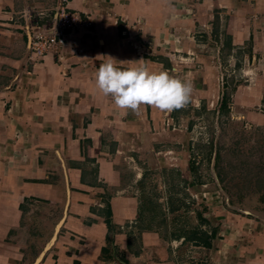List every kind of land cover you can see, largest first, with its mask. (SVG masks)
<instances>
[{"label":"crops","instance_id":"obj_1","mask_svg":"<svg viewBox=\"0 0 264 264\" xmlns=\"http://www.w3.org/2000/svg\"><path fill=\"white\" fill-rule=\"evenodd\" d=\"M55 2L0 0V264H179L150 220L145 186L152 173L165 185L191 184L186 118L116 108L95 85L97 57L187 76L197 106L204 84L216 86L221 58L231 73L264 75V0H72L91 27L32 61L28 23ZM226 89L216 112L263 127L264 79ZM216 193L200 213L224 227L215 263L264 264V217L217 213Z\"/></svg>","mask_w":264,"mask_h":264},{"label":"rangeland","instance_id":"obj_2","mask_svg":"<svg viewBox=\"0 0 264 264\" xmlns=\"http://www.w3.org/2000/svg\"><path fill=\"white\" fill-rule=\"evenodd\" d=\"M220 60L214 89L205 83L202 89L205 92L197 106L194 102L173 111L176 116L186 118L183 125L189 129L187 152L196 163L191 184L165 185L157 173H152L145 186L150 220L161 228L179 264H216L215 253L219 251L213 249L212 244L215 239L224 237V227L216 225L214 215H199L206 211L205 201L212 193H219L217 213L224 209L235 215L264 217V126L249 129L215 110L219 87H227L226 93L230 95L236 85L243 83L253 87L264 75L248 73L243 77L231 73L233 62H227L226 58ZM213 91L215 96L211 98ZM202 193L206 195L201 196ZM166 203L170 206L168 209ZM173 209L178 211L171 212ZM215 230L217 235L212 236ZM237 237L243 240L242 235Z\"/></svg>","mask_w":264,"mask_h":264},{"label":"clouds","instance_id":"obj_3","mask_svg":"<svg viewBox=\"0 0 264 264\" xmlns=\"http://www.w3.org/2000/svg\"><path fill=\"white\" fill-rule=\"evenodd\" d=\"M97 58H103L104 62L95 72V85L120 110L135 113L144 106H151L171 113L192 102L194 85L187 76L181 78L168 70L150 71L144 60L118 61L112 56Z\"/></svg>","mask_w":264,"mask_h":264},{"label":"built area","instance_id":"obj_4","mask_svg":"<svg viewBox=\"0 0 264 264\" xmlns=\"http://www.w3.org/2000/svg\"><path fill=\"white\" fill-rule=\"evenodd\" d=\"M71 1L56 0L52 12L39 9L33 12L27 26L30 36V60L40 61L50 53L56 55L59 45L66 41L70 34L91 27V14H81L72 9ZM57 60L60 61L58 58Z\"/></svg>","mask_w":264,"mask_h":264},{"label":"trees","instance_id":"obj_5","mask_svg":"<svg viewBox=\"0 0 264 264\" xmlns=\"http://www.w3.org/2000/svg\"><path fill=\"white\" fill-rule=\"evenodd\" d=\"M224 106H225L224 103L221 104V106H220V112L224 111V109H225ZM199 215L201 216V214H199ZM105 222H106L107 226L110 228V221H109L108 215L105 218ZM214 235H215V232L212 233V236H214ZM102 251H103V255H104V254H106L107 249L106 248H103Z\"/></svg>","mask_w":264,"mask_h":264}]
</instances>
